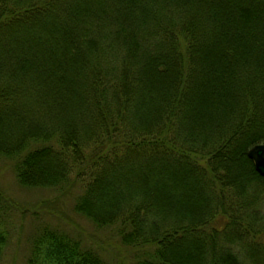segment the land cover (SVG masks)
<instances>
[{
	"label": "trees",
	"instance_id": "16d2710c",
	"mask_svg": "<svg viewBox=\"0 0 264 264\" xmlns=\"http://www.w3.org/2000/svg\"><path fill=\"white\" fill-rule=\"evenodd\" d=\"M259 143L264 0H0V155L86 181L76 210L151 246L134 264H264ZM29 264L108 262L42 230Z\"/></svg>",
	"mask_w": 264,
	"mask_h": 264
},
{
	"label": "rangeland",
	"instance_id": "374dc122",
	"mask_svg": "<svg viewBox=\"0 0 264 264\" xmlns=\"http://www.w3.org/2000/svg\"><path fill=\"white\" fill-rule=\"evenodd\" d=\"M13 164V159L0 155V223L6 234L0 264H29L42 230L77 239L108 264H134L151 249L124 245L115 228L98 226L76 210L86 181L71 178L62 186L29 187L18 182Z\"/></svg>",
	"mask_w": 264,
	"mask_h": 264
},
{
	"label": "water",
	"instance_id": "95a60500",
	"mask_svg": "<svg viewBox=\"0 0 264 264\" xmlns=\"http://www.w3.org/2000/svg\"><path fill=\"white\" fill-rule=\"evenodd\" d=\"M247 155L253 160L256 171L264 177V143L252 146Z\"/></svg>",
	"mask_w": 264,
	"mask_h": 264
}]
</instances>
